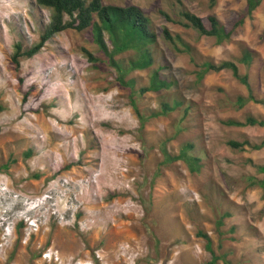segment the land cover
Instances as JSON below:
<instances>
[{"label":"rangeland","instance_id":"obj_1","mask_svg":"<svg viewBox=\"0 0 264 264\" xmlns=\"http://www.w3.org/2000/svg\"><path fill=\"white\" fill-rule=\"evenodd\" d=\"M102 2L141 7L158 32L154 65L126 75L141 117L91 28L55 34L16 67L14 45L36 44L51 10L0 0V264H209L213 254L264 264V147L228 144L258 143L264 127L227 123L264 119V103L240 106L249 90L229 69L198 77L205 61H235L264 101V0L250 16L246 0ZM183 10L217 16L231 37L185 27ZM245 49L251 66L239 61ZM157 70L170 87L138 93ZM183 151L199 158L195 171L167 159Z\"/></svg>","mask_w":264,"mask_h":264},{"label":"trees","instance_id":"obj_2","mask_svg":"<svg viewBox=\"0 0 264 264\" xmlns=\"http://www.w3.org/2000/svg\"><path fill=\"white\" fill-rule=\"evenodd\" d=\"M246 1V12L250 16L263 0ZM35 2L38 6L51 10L50 21L45 25L44 31L40 35V40L33 46L24 49L21 42H17L14 45L11 60L16 67H20L22 58H31L36 55L55 34L66 29L83 31L87 28H91L96 44L100 50L109 57L111 66L119 73L118 78L120 83L124 86L131 87V97L134 96V93H137V91L135 92L134 80H126V75L132 70L148 69L153 66L155 63V55L152 48L158 43V32L152 26L150 17L146 15L141 7L137 5H105L102 0H35ZM212 2L215 3V0H212ZM162 13L169 18L168 13L165 11ZM180 17L182 18L180 23L185 27L194 28L202 35L213 36L218 42L226 41L232 35V32L227 30L218 17L213 14L207 17L208 23L190 10H183L180 13ZM240 22H243V20L241 19ZM161 31L165 39L176 48H181L177 44V41H180V44L186 48L185 50H189V46L179 35H172L166 27ZM127 51H133V54L127 59V64L124 65L123 61L118 60L116 56ZM84 52L88 58L96 60V57H94L93 53L88 49L85 48ZM254 58V52L250 49H245L239 61L247 66H251L254 62ZM203 65L204 68L198 75L200 79L210 71L229 69L233 72L234 76L248 88V96H240L237 99L240 106L245 105L249 101L264 103V101L258 100L255 97L249 81V75H242L239 72L237 62L225 60L219 64H215L212 61H205ZM170 84L171 83L168 82L166 78H162L159 75V70H157L151 74L149 84L142 87L138 93L160 91L170 87ZM179 103V101H174L176 105ZM131 106L140 116L133 97L131 98ZM171 109H173V107L169 103H165L161 111L168 112ZM227 123L236 126L260 125L264 127V119H258L254 116H248L244 122L230 119ZM228 144L234 148L244 149L245 146L248 145L253 149H261L264 147V138L258 143H252L250 140L242 142L229 140ZM30 154L31 151H28V153L26 152L27 156ZM167 159L171 161L173 159H183L191 166V169L195 171L197 169L195 165H197L199 158L187 156L186 152L183 151L182 153L180 152L179 155L168 157ZM260 170L264 172V166H261ZM260 184L264 185V181L260 182ZM218 223L221 224L222 220L218 221ZM198 234L206 239V248L214 252L212 249L211 237L203 231H199ZM219 258H222L227 264H231L223 254H213L209 264L216 263Z\"/></svg>","mask_w":264,"mask_h":264},{"label":"built area","instance_id":"obj_3","mask_svg":"<svg viewBox=\"0 0 264 264\" xmlns=\"http://www.w3.org/2000/svg\"><path fill=\"white\" fill-rule=\"evenodd\" d=\"M47 256H51V253L47 254Z\"/></svg>","mask_w":264,"mask_h":264},{"label":"bare ground","instance_id":"obj_4","mask_svg":"<svg viewBox=\"0 0 264 264\" xmlns=\"http://www.w3.org/2000/svg\"><path fill=\"white\" fill-rule=\"evenodd\" d=\"M124 224V223H123ZM119 228V227H118ZM64 258V257H63Z\"/></svg>","mask_w":264,"mask_h":264},{"label":"clouds","instance_id":"obj_5","mask_svg":"<svg viewBox=\"0 0 264 264\" xmlns=\"http://www.w3.org/2000/svg\"><path fill=\"white\" fill-rule=\"evenodd\" d=\"M26 220V219H25ZM8 234V233H7Z\"/></svg>","mask_w":264,"mask_h":264}]
</instances>
